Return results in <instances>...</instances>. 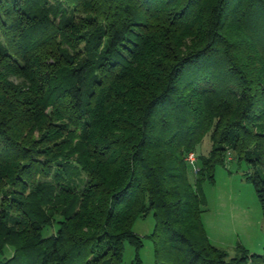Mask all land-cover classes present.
I'll return each instance as SVG.
<instances>
[{
  "label": "trees",
  "instance_id": "trees-1",
  "mask_svg": "<svg viewBox=\"0 0 264 264\" xmlns=\"http://www.w3.org/2000/svg\"><path fill=\"white\" fill-rule=\"evenodd\" d=\"M233 158L264 212V0H0V264H142L148 213L155 264H264L202 221Z\"/></svg>",
  "mask_w": 264,
  "mask_h": 264
},
{
  "label": "rangeland",
  "instance_id": "rangeland-1",
  "mask_svg": "<svg viewBox=\"0 0 264 264\" xmlns=\"http://www.w3.org/2000/svg\"><path fill=\"white\" fill-rule=\"evenodd\" d=\"M210 144L208 135H205L196 145L195 153L206 154ZM249 170L246 162H237L233 158L226 165H216L213 181L204 180L201 184L206 199L202 213L206 233L210 242L225 249L229 257L237 254L238 245L249 253L264 254V212L252 183L244 175ZM188 174L194 184L195 168L190 163ZM153 226L152 213L133 223V230L143 239L139 250L142 264H155L152 241L148 236ZM54 228L44 230V234ZM134 254V247L125 242L119 264H131Z\"/></svg>",
  "mask_w": 264,
  "mask_h": 264
},
{
  "label": "built area",
  "instance_id": "built-area-1",
  "mask_svg": "<svg viewBox=\"0 0 264 264\" xmlns=\"http://www.w3.org/2000/svg\"><path fill=\"white\" fill-rule=\"evenodd\" d=\"M187 159H188L189 163L193 166V168H195L194 167V157H193V155L189 154Z\"/></svg>",
  "mask_w": 264,
  "mask_h": 264
}]
</instances>
